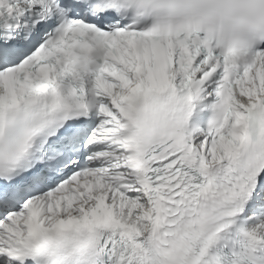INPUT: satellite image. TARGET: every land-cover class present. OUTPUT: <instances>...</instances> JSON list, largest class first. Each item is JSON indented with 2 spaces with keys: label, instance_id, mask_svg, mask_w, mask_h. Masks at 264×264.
Returning a JSON list of instances; mask_svg holds the SVG:
<instances>
[{
  "label": "snow or ice",
  "instance_id": "snow-or-ice-1",
  "mask_svg": "<svg viewBox=\"0 0 264 264\" xmlns=\"http://www.w3.org/2000/svg\"><path fill=\"white\" fill-rule=\"evenodd\" d=\"M132 7L0 0V264H264V45Z\"/></svg>",
  "mask_w": 264,
  "mask_h": 264
},
{
  "label": "clouds",
  "instance_id": "clouds-1",
  "mask_svg": "<svg viewBox=\"0 0 264 264\" xmlns=\"http://www.w3.org/2000/svg\"><path fill=\"white\" fill-rule=\"evenodd\" d=\"M126 18L149 30L190 33L221 51L251 53L264 45V0H133Z\"/></svg>",
  "mask_w": 264,
  "mask_h": 264
}]
</instances>
